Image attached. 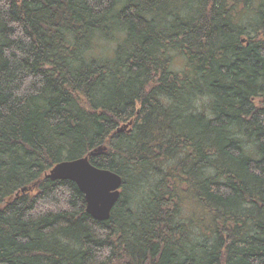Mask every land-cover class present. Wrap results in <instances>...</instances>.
Returning <instances> with one entry per match:
<instances>
[{"label": "trees", "instance_id": "1", "mask_svg": "<svg viewBox=\"0 0 264 264\" xmlns=\"http://www.w3.org/2000/svg\"><path fill=\"white\" fill-rule=\"evenodd\" d=\"M0 264H264V0H0Z\"/></svg>", "mask_w": 264, "mask_h": 264}, {"label": "water", "instance_id": "2", "mask_svg": "<svg viewBox=\"0 0 264 264\" xmlns=\"http://www.w3.org/2000/svg\"><path fill=\"white\" fill-rule=\"evenodd\" d=\"M104 150L97 148L91 155ZM46 178L73 182L84 196L86 213L99 222L110 218V212L120 197L121 178L111 171L95 168L89 163L88 157L58 163Z\"/></svg>", "mask_w": 264, "mask_h": 264}, {"label": "bare ground", "instance_id": "3", "mask_svg": "<svg viewBox=\"0 0 264 264\" xmlns=\"http://www.w3.org/2000/svg\"><path fill=\"white\" fill-rule=\"evenodd\" d=\"M131 124V122H128L127 124H123V125H121V126H119L118 128H117V132L119 133V132H125V131H127V129H128V127H129V125ZM101 149H103L104 147H100ZM92 152V151H91ZM91 152H90V154H89V157H93V156H95V155H97L98 153H96V154H94V155H91ZM100 153V152H99ZM86 157H88V156H86ZM89 157H88V161H89ZM84 158V157H83ZM73 161V160H72ZM63 162V161H62ZM90 163V162H89ZM58 164V163H57ZM56 165V164H55ZM53 168V167H52ZM51 168V169H52ZM96 168V167H95ZM50 169V170H51ZM49 170V171H50ZM49 171L45 174V178H46V175L47 174H49ZM47 179V178H46ZM50 180V179H49ZM52 181V180H51ZM122 181V180H121ZM73 183V182H72ZM121 189V188H120ZM25 190V189H24ZM121 191V190H120ZM84 197V196H83ZM84 201H85V199H84ZM114 207V206H113ZM86 212V211H85Z\"/></svg>", "mask_w": 264, "mask_h": 264}, {"label": "rangeland", "instance_id": "4", "mask_svg": "<svg viewBox=\"0 0 264 264\" xmlns=\"http://www.w3.org/2000/svg\"><path fill=\"white\" fill-rule=\"evenodd\" d=\"M53 206H54V205H52L51 207L53 208ZM39 207H41V205H40ZM39 207H38V208H39ZM42 207H43V205H42ZM56 207H58V205H56Z\"/></svg>", "mask_w": 264, "mask_h": 264}]
</instances>
